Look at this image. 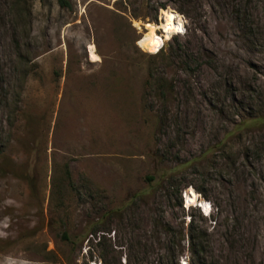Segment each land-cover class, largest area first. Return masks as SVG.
I'll return each instance as SVG.
<instances>
[{"label":"rangeland","instance_id":"rangeland-1","mask_svg":"<svg viewBox=\"0 0 264 264\" xmlns=\"http://www.w3.org/2000/svg\"><path fill=\"white\" fill-rule=\"evenodd\" d=\"M65 1L0 0V264H264V0Z\"/></svg>","mask_w":264,"mask_h":264},{"label":"trees","instance_id":"trees-1","mask_svg":"<svg viewBox=\"0 0 264 264\" xmlns=\"http://www.w3.org/2000/svg\"><path fill=\"white\" fill-rule=\"evenodd\" d=\"M58 4L61 7L69 6L65 0H57ZM162 51V50H161ZM150 78H153V72L150 73ZM150 84V82H149ZM148 86V85H147ZM169 230L171 228L168 226ZM170 232V231H169ZM205 233L194 228L193 224L190 225V231L188 234L187 240V252L189 254V262L187 264H213L212 262H208L206 257V253L204 250L203 243H201V236H204ZM182 240L184 241L187 237V234L181 233ZM185 248H181L178 252L172 251L166 256L167 264H180V258L184 256Z\"/></svg>","mask_w":264,"mask_h":264},{"label":"clouds","instance_id":"clouds-1","mask_svg":"<svg viewBox=\"0 0 264 264\" xmlns=\"http://www.w3.org/2000/svg\"><path fill=\"white\" fill-rule=\"evenodd\" d=\"M176 19V24L175 26H173V19ZM149 32L151 33V35L146 39V41L142 44H140V47L142 49H147L150 52H156L159 50L160 47L163 46V42L164 40L170 39L172 33H178V32H182L183 31V23L181 22L180 17L177 15L175 17L169 15L167 18V26L164 27V32L169 34V35H165L163 39H161L160 37H157L155 35V31L156 29L152 26L149 25ZM210 207V205H209ZM181 264H185L184 260L181 259Z\"/></svg>","mask_w":264,"mask_h":264},{"label":"bare ground","instance_id":"bare-ground-1","mask_svg":"<svg viewBox=\"0 0 264 264\" xmlns=\"http://www.w3.org/2000/svg\"><path fill=\"white\" fill-rule=\"evenodd\" d=\"M169 15H171V16H173V17H175L176 16V14L173 12V11H171V10H167V11H162V15H161V24H160V27L158 28V29H162V30H164V27H166L167 26V18H168V16ZM176 19L174 18L173 19V26H175V24H176ZM157 29H156V31H155V35L157 36V37H159L158 35H157ZM166 35H169V34H167V33H165ZM173 34H176V33H172V34H170V35H173ZM178 34V33H177ZM151 35V33L149 32V27H147V33L146 34H144L143 35V37L138 41V46L140 47V44H142V43H144L145 41H146V39L149 37ZM141 48V47H140ZM142 49V48H141ZM145 50H147V49H145ZM89 54H90V56H91V59H92V61L93 62H97V61H99L100 59H99V56H97L96 55V52L94 51V47H89ZM189 197V198H188ZM186 199H187V201H188V203H190L191 204V200L190 199H192V196H188V194L186 195Z\"/></svg>","mask_w":264,"mask_h":264},{"label":"built area","instance_id":"built-area-1","mask_svg":"<svg viewBox=\"0 0 264 264\" xmlns=\"http://www.w3.org/2000/svg\"><path fill=\"white\" fill-rule=\"evenodd\" d=\"M177 15H178V14H177ZM178 16H179V15H178ZM179 17H180V16H179ZM183 27H184V26H183ZM181 34H182V32H180V33H179V34H177V35H181ZM159 37H160V36H159ZM160 38H161V39H163V37H162V36H161ZM163 46H164V43H163ZM163 46H162V47H160V49L158 50V52H159V51H161V50L163 49ZM158 52H157V53H158Z\"/></svg>","mask_w":264,"mask_h":264}]
</instances>
